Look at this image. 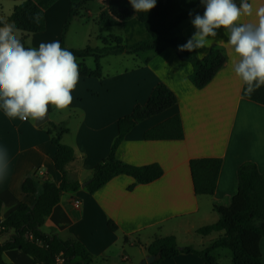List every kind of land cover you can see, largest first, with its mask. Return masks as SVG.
<instances>
[{"label":"crops","instance_id":"obj_1","mask_svg":"<svg viewBox=\"0 0 264 264\" xmlns=\"http://www.w3.org/2000/svg\"><path fill=\"white\" fill-rule=\"evenodd\" d=\"M76 1L56 0L49 6L45 10V30L27 35L29 48L38 49L41 43L60 42L71 4ZM102 1L106 0H99V6L104 3ZM21 2L0 0V18L10 16ZM248 2L253 13L251 16L242 15L239 23L258 24L256 10L264 7V0ZM101 8L94 19L99 24ZM90 15L94 16L90 7L83 6L72 22ZM134 19L115 25L124 26ZM195 31L191 19H185L174 33L188 40ZM141 34V39L149 38L147 32ZM24 35L25 32L16 29L17 38ZM66 38L67 47L81 48L72 47ZM100 38L103 41L104 36ZM227 40L222 27L217 30L215 39H209L208 47L195 51L203 58L213 46H217L227 57L224 66L201 88L191 81V62L180 58L173 46L159 53L128 54L138 61L131 68L113 75L104 73V56L100 61L101 77L79 75L71 92V104L66 109L51 105L48 121L63 123L68 128L62 142L73 147L75 158L67 165V170L70 178L79 181L81 187L62 193L43 224L45 232H56L63 239L82 242L93 254V264H137L134 262H141L149 255L147 246L156 237L175 235L182 246L197 249L206 248L219 237L220 232L202 235L197 229L219 220L214 204L227 205L237 192L238 166L251 160L264 172V105L243 97L244 83L233 71V64L239 57ZM148 57L150 59L146 60ZM90 58L94 66L89 65ZM76 62L89 69L96 66L93 57L76 58ZM159 82L175 92L177 103L138 123L120 143L116 154L133 165L158 163L163 174L146 184L136 183L132 176L120 174L90 193L82 183L92 177L95 167L109 155L118 134V119L130 114L136 104L146 103ZM176 114L182 119L183 139L145 138L148 129ZM44 124L36 125L31 118L27 121L8 118L0 108V149H7L9 159L7 178L0 180L1 218L21 202L33 205L43 192L44 181H61L62 174L53 162L56 147ZM200 157L222 159L213 195L195 193L190 160ZM28 176L35 181L37 192L34 194L22 190L23 181ZM132 185L133 188L129 189ZM110 220L117 225L114 231L108 225ZM3 240L4 237H0V242ZM223 248L213 249L211 255L219 264H223V256H230L232 262L231 250L227 248L230 252H225ZM261 250L264 259V239ZM3 258L13 264H34L33 258L19 249L4 251ZM160 264L206 263L196 253H179L163 259Z\"/></svg>","mask_w":264,"mask_h":264},{"label":"trees","instance_id":"obj_2","mask_svg":"<svg viewBox=\"0 0 264 264\" xmlns=\"http://www.w3.org/2000/svg\"><path fill=\"white\" fill-rule=\"evenodd\" d=\"M56 0H22L15 6L12 14L5 18L14 23L16 29L25 32L18 38L25 48L27 35L45 30V10ZM92 0H78L72 2L70 12L62 28L60 44L62 48L71 51L75 58L93 57L96 66L89 69L85 64L78 63V72L81 76L101 77V58L108 54H139L144 51L159 53L169 46L177 50L180 58L191 62L193 73L191 81L198 88L204 87L214 75L224 66L227 57L220 47L213 46L209 53L200 58L194 52L179 51L178 46L187 42V39L175 36V29L185 19H192L196 13H204V6L200 0H157L156 6L148 13H135L132 5L123 7L122 0H110L108 5L101 9L99 22L103 25H115L120 21L136 18L142 23L149 34V38L126 43L120 35H110L103 38L102 47L86 45L81 48L67 47L66 33L73 19L77 17L81 7ZM239 6L241 0H234ZM42 11L43 20L37 25L31 17ZM193 12V17L189 12ZM2 26V25H0ZM148 57L146 60H149ZM246 85L242 89L243 97L264 105V86H261L251 96L244 95ZM177 103V95L165 83L159 82L152 90L144 104H136L133 111L118 119V134L112 144L109 155L98 164L92 177L86 181V188L90 193L96 192L112 178L120 174L132 176L136 183H150L163 174L158 163L133 165L117 157V148L125 136L141 121L157 115ZM44 126L55 145L53 155L55 168L62 174L59 183L53 180L43 182V192L35 203L30 205L21 202L5 218H1L3 201L0 198V264L8 263L3 258L4 251L19 249L33 258L34 264H93V254L80 241L63 239L56 232H45L43 224L52 213L55 205L60 201L65 191H76L81 187L79 181L70 178L67 165L74 160L73 147L62 142V137L68 132L63 123L47 121ZM145 138L156 139H183L184 129L181 116L173 115L158 123L145 132ZM222 159L218 157H200L190 160V169L196 194L213 195L217 188ZM237 192L227 205L214 204L219 214V220L197 229V233L209 235L217 231L221 234L211 245L203 249L193 246H182L175 235L156 237L148 246L150 255L155 256L152 264H160L165 258L174 257L179 253H196L206 264H219L211 255V251L218 247L229 248L232 252L233 264H264L261 241L264 239V172H261L257 163L251 160L242 162L237 169ZM134 185L130 186L132 189ZM24 193H36L37 187L32 176L24 179L22 184ZM111 230L117 225L110 220Z\"/></svg>","mask_w":264,"mask_h":264},{"label":"clouds","instance_id":"obj_3","mask_svg":"<svg viewBox=\"0 0 264 264\" xmlns=\"http://www.w3.org/2000/svg\"><path fill=\"white\" fill-rule=\"evenodd\" d=\"M204 13L189 12L196 31L178 50L194 52L208 47L222 28L227 43L239 60L233 71L246 85L244 95L251 96L264 86V7L256 10L258 24L239 23L242 15L251 16L252 5L241 0H200ZM135 13H148L157 0H130ZM39 25L42 11L31 17ZM0 108L11 119L27 121L43 119L49 105L66 109L72 102L71 92L78 78L74 54L62 48L59 41L41 43L37 48H25L16 36V26L0 18ZM9 159L7 149H0V180L7 178Z\"/></svg>","mask_w":264,"mask_h":264},{"label":"rangeland","instance_id":"obj_4","mask_svg":"<svg viewBox=\"0 0 264 264\" xmlns=\"http://www.w3.org/2000/svg\"><path fill=\"white\" fill-rule=\"evenodd\" d=\"M78 1V0H77ZM110 0H106L104 3H101V7L105 8ZM107 4L105 5V3ZM87 7H90L91 14L94 16L82 17L78 22H72L69 26V32L67 35V43L72 45V47H85L86 45H90L93 47H102L103 41L100 36H110V35H120L123 37L124 41L132 40H142V33H146V29L142 23H140L137 19L129 21L124 26H116V25H103L95 22L96 12L99 9V0L90 1L86 4ZM84 5V6H86ZM121 5L123 7L130 6V0H122ZM101 8V9H103ZM89 13V10L86 9ZM125 27V28H124ZM178 32V31H177ZM67 34V33H66ZM217 47V46H216ZM89 65L94 66L93 59H88ZM138 60H133L132 57L128 54H119L113 55L108 54L103 59L104 65V73L108 75H113L117 73V71H121L125 68H131L135 62ZM209 246L208 244L206 245ZM225 252H230L229 249L223 248ZM136 252V251H135ZM126 254V253H125ZM129 256V254H127ZM111 262V261H110ZM109 263V262H108ZM107 263V264H108ZM140 264L141 262H134ZM100 264V263H99ZM101 264H103L101 262ZM223 264H232L230 256H223Z\"/></svg>","mask_w":264,"mask_h":264},{"label":"water","instance_id":"obj_5","mask_svg":"<svg viewBox=\"0 0 264 264\" xmlns=\"http://www.w3.org/2000/svg\"><path fill=\"white\" fill-rule=\"evenodd\" d=\"M50 109H51V104L49 105V111L46 114V116L39 121H35L36 125L44 124L49 120ZM86 184H87V182H84V183H82V186H86ZM0 221H1V219H0ZM154 259H155V256L149 254L144 260L141 261L140 264H152L154 262Z\"/></svg>","mask_w":264,"mask_h":264},{"label":"built area","instance_id":"obj_6","mask_svg":"<svg viewBox=\"0 0 264 264\" xmlns=\"http://www.w3.org/2000/svg\"><path fill=\"white\" fill-rule=\"evenodd\" d=\"M127 259V257L125 258V260Z\"/></svg>","mask_w":264,"mask_h":264}]
</instances>
